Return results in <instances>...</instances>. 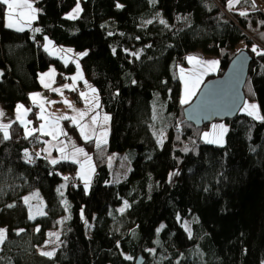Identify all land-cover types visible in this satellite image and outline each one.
Instances as JSON below:
<instances>
[{
    "label": "trees",
    "instance_id": "trees-1",
    "mask_svg": "<svg viewBox=\"0 0 264 264\" xmlns=\"http://www.w3.org/2000/svg\"><path fill=\"white\" fill-rule=\"evenodd\" d=\"M32 1L39 9L33 25L41 32L31 36L0 25V107L27 105V93L39 89L38 73L50 65L72 73V65L42 49L46 36L87 52L80 65L110 117L109 129L106 144L97 148L63 120L94 166L87 190L65 185L63 195L62 174L73 173L76 164L49 165L37 157L36 136L25 138L16 121L9 124L10 139L0 131V228L6 230L0 264H135L138 254L141 264H264V122L237 113L223 120L224 144H206L201 133L209 123L184 120L187 103L178 101L176 78L178 64L192 52L217 57L207 80L243 51L250 56L244 102H255L264 116V57L251 50H264V13L253 0H240L231 10L228 0H80L75 19L64 17L75 0ZM4 10L0 6V21ZM161 131L165 138L158 146ZM25 150L34 156L31 165ZM127 150L133 152L128 175L110 181L109 158ZM33 190L45 214L29 219L22 197ZM125 201L129 207L121 213L117 207ZM60 216L71 218L63 220L55 254L41 259L34 248Z\"/></svg>",
    "mask_w": 264,
    "mask_h": 264
},
{
    "label": "snow or ice",
    "instance_id": "snow-or-ice-1",
    "mask_svg": "<svg viewBox=\"0 0 264 264\" xmlns=\"http://www.w3.org/2000/svg\"><path fill=\"white\" fill-rule=\"evenodd\" d=\"M240 3V0H228V7L229 10L232 9V7L234 6V4ZM0 6H6L5 10H4V17L7 21L6 23V27L9 29H15L16 31H24L25 28H31V24L32 21H34L37 18V13L39 12L38 8H35L33 6V3L31 2V0H0ZM117 8H122L123 5L117 4L116 5ZM82 9L80 8V4H79V0H77L76 3V7L72 10V12L68 13L67 16L65 17L66 19H75L78 17L79 12ZM239 15L241 16H245L246 13L245 12H240ZM148 23H151V21H148ZM161 24H165L166 25V21H164L163 19L160 20ZM264 23V22H262ZM33 33H39L41 32L40 28H34L32 29ZM109 35H111V33H109ZM45 40V44H44V50L46 52L49 53V55H53L54 53H64L65 51L67 52H71V49H53L50 51V46L52 44V42L48 39V37H44ZM252 52H254L257 56H262L264 57V50H259L257 45H253L252 46ZM113 53L115 54V49H113ZM80 56H84L87 55V52L84 53H80ZM132 55L136 56L137 58H139V54L138 53H133ZM188 60L189 63H193L195 62V65L198 66V70L194 73L190 72L187 76L184 73V69H180V79L182 80L183 84H184V92L183 95L181 96L180 99V103L186 104L188 103L189 99L194 96L196 94V89L199 87V85L202 82V77L203 75H205L209 70H215V68L218 66V61L216 60H202L200 58L197 57H193V56H188L186 58ZM77 68L79 70V65H77ZM54 72L55 69H50L47 73H43L40 75V83L43 85V87L45 88H49L50 87V83L48 81H53V76H54ZM80 76L79 71L77 72V76L72 77V81L73 84H75V81L77 80V78ZM47 78V80L45 79ZM135 83V81L133 82ZM86 84V82H85ZM87 86V84H86ZM64 88H70L71 86L68 84H65L63 86ZM55 92H61L62 90L57 88V89H52ZM72 90H75L74 88ZM92 93H95L96 90L94 88L90 89ZM39 94H32L30 95V99L35 103L37 96ZM81 98L85 99V104L86 107L88 108V111L90 112H95V109L99 107V103H98V98L94 97V101L95 103H90L86 98H85V93L81 92L80 93ZM66 104H68L69 107H71V104L68 101H64ZM41 114L38 115V119L40 120H44L45 117L43 115L44 112V108L41 105ZM242 110L246 113V115L252 117L254 120H261L262 122H264V116L260 115V110L259 107L256 104H248V103H244ZM16 113H17V119L21 121V124H25L26 122L21 118L22 117V113L26 114L27 111H30V109H24L23 105L18 104L16 106L15 109ZM77 116H73V117H68V116H62L59 119H68L71 120L72 123L74 125H76L79 129H80V133L81 136L87 141L89 139H92L93 136L95 137V143H96V147L97 148H101V146L103 144H106V136H107V131L106 130H100L97 131L98 127L102 128V125L99 123L98 121V113L94 114L91 116V125L87 124V123H81V121L84 120V117L88 115V112L85 111H79L77 110ZM4 113L2 111H0V116H3ZM110 119L109 116L104 115L102 118L103 123H107V121ZM91 127L93 136H89L85 133V129ZM9 128L10 125L9 124H0V131L3 132V139L4 140H8L10 139V135H9ZM45 128L44 124L40 125L39 129H28L27 127H25V138H28L30 136L33 135V133L35 131H41L43 132ZM219 128L221 130V136L223 133L227 132V128H225L223 125H213V129H217ZM46 134H50L53 135V139L56 138V135L54 133H46ZM60 134L62 135H67V133H63L61 132ZM210 134L209 133H204V139L206 143H220L222 142V140H209L208 136ZM161 139L158 140V143H163V132L160 133ZM43 151L45 152H49V150L47 148L43 149ZM58 151H60L62 153L61 155V159L67 160L69 159V155H67L65 153V147H60L58 148ZM184 151H188L187 148L184 149ZM78 154H83L85 156V162L81 163V169L80 171L77 173V177L81 180L84 181L85 183V190H87L88 188V184L90 181V175H89V171L92 170L91 168V157H89L87 155V153H84V150L82 148H76L75 146H73V152L71 154V159L73 163H80V161L76 160L75 157ZM27 162H32V157L31 155L27 152V150H25L24 153ZM36 156H39L40 153H36ZM50 155V152H49ZM50 163H52L53 165L58 163V160L56 159H51ZM85 163L88 164V171L85 170ZM170 178L172 176L178 175V173H170ZM65 180H68V177H64ZM61 188L65 187V185H61ZM59 191V189H58ZM33 195H38V194H33ZM61 195H63V193L61 192ZM24 203L25 204H29V200L31 199V197H24ZM65 209H68V205L66 201H63ZM12 205H9V207H11ZM31 207V206H30ZM129 207L128 202L125 201L124 202V207L120 208L119 211L121 213L124 212L125 208ZM40 215H44L45 213L40 212ZM71 217H65L64 219H70ZM29 219H34V216L31 214V211L29 213ZM81 219H84V215H83V209L81 210ZM180 217L177 216V220L179 221ZM59 223V222H58ZM85 224L87 225V221L85 220ZM164 227V225H161L160 228H157L156 231L157 233L160 232V230ZM185 228L187 230V226L185 225ZM36 231L39 232L40 229L37 226ZM190 235V232H189ZM49 237H55V240L58 241L59 240V236L60 234L58 232H50L48 233ZM6 239V230L5 229H0V243H3L4 240ZM55 242V241H53ZM49 243V241H45V244ZM117 247H119V242H117ZM148 251H153L151 249H149ZM41 255L43 256H47L49 258H51L54 254H55V250L53 251H41L40 252ZM126 259L128 257H125Z\"/></svg>",
    "mask_w": 264,
    "mask_h": 264
},
{
    "label": "crops",
    "instance_id": "crops-1",
    "mask_svg": "<svg viewBox=\"0 0 264 264\" xmlns=\"http://www.w3.org/2000/svg\"><path fill=\"white\" fill-rule=\"evenodd\" d=\"M31 2L33 3V6L35 8H37V6L34 4V2L32 0H31ZM76 3H77V0H75V4L72 7V9H74L76 7ZM79 4H80V0H79ZM5 8H6V6H5ZM68 13H70V10L64 14V17H66ZM35 20L32 21L31 28H25V30H24V31H29L31 36L38 34V33H33V31H32V29L37 28L33 25ZM6 23H7V21L3 15V17L1 18V21H0V25L4 28H7L5 26ZM7 29H9V28H7ZM10 30L16 31L15 29H10ZM16 32H20V31H16ZM44 37L45 36H43L41 39L42 49H44V44L46 43L44 40ZM61 48L65 49V50L71 49L72 51L71 52L65 51L64 53H54L53 55H49L48 52H46L45 50L44 51L50 57L58 60L63 66L72 65V67H73L72 73L69 74V73H66L65 71H60L56 67H54L53 65H50L45 71L38 73L37 82H38L39 89L27 93V95H26L27 105H24L22 103H17L14 106V108L10 111H6L0 107V111H2L4 113L3 116H0V124H10V123L16 121L19 125H21L23 132H24V135H25V127H27L28 129L31 130V129H39L41 124L45 125L43 132L35 131L33 133L39 139V141H38L39 147L34 150V153L35 154L40 153V155L37 157L43 158L49 165H53L52 163H50L51 159H56V160H58V162H60V161L72 162L71 153H66L67 155H69V157H70L69 159H67V160L61 159L62 153L60 151H58V148L63 147L64 141L66 143L67 148L71 149L72 151H73V146H75L76 148H82L84 150V148L81 145H78L69 134H67V135L60 134L61 132L66 133V131L63 127V124H62L63 120H66V119H59V118L62 116H68V117L77 116V114H78L77 110L85 111V112H88V115L84 117V120L81 121V123H87V124L91 125V119H90L91 116L89 114L90 111H88V108L86 107V104H85V99L81 98L80 93L84 92L85 98L90 103H93V104L95 103L94 97L98 98L97 91L95 93L91 92L90 89H92L94 87L87 81V79L84 75V72L82 70V67L80 65V59L82 58V56H80L79 54L84 53L85 51H76L70 47L58 46V45H55L53 42L50 46V51L53 49H61ZM188 56L197 57V58H200L202 60H213L212 58H210L206 55L200 54L198 51L192 52V53L188 54L187 57ZM77 65H79V70L77 68ZM181 68L184 69V73L189 74L190 72H192V73L196 72L198 70V66L195 65V62L189 63L188 60L185 59V62L176 68V78L178 79L179 84H180L178 95L180 94V88H181V79H180V75H181L180 69ZM50 69H55L53 81H48L50 83V87L45 88L40 83V75L43 73H47ZM216 69H217V67L215 68V70H209L205 75H203L202 82L207 75L214 74ZM78 71L80 73V76L75 81V84H73V81L71 78L74 76H77ZM60 76L63 77V81H61V82L58 80V78ZM45 79L47 80V78H45ZM85 82H86L87 86H86ZM65 84H68L71 87L70 88H64L63 86ZM200 85H199V87H200ZM57 88L61 89L62 91L61 92H55L52 90V89H57ZM73 88L76 91L75 93H77V95H78L79 102H75L73 99V93H74V91L72 90ZM198 88L196 89V91L198 90ZM32 94H39L37 96L35 103L30 99V95H32ZM64 101H68L71 104V107H69L68 104H66ZM18 104L23 105L24 109H30V107H32V106L36 108L35 117L38 121L36 127L32 128V126H31L30 120H32L33 115L30 113V111H27L26 114L22 113L21 118L26 122L25 124H21V121L17 119V113H16L15 109H16V106ZM41 105L44 108V112H43V115L45 117L44 120L38 119V115L41 114V107H40ZM95 111H96L95 112L96 114L97 113L99 114L98 115V121L102 125V128L98 127L97 131L106 130L107 136H108L109 120L107 121V123H103V121H102L103 116L104 115L108 116V114L103 112L102 109H100L99 107L96 108ZM69 121H70V123H72L71 120H69ZM75 127L81 136L80 129L76 125H75ZM46 133H54L56 135V138L53 139V135L46 134ZM85 133L89 136H93L91 127L85 129ZM107 136H106V140H107ZM92 139L95 141L94 136ZM45 148H47L49 150L50 155H49V152L43 151V149H45ZM84 153H86L85 150H84ZM75 159L80 161V163H75L76 168H75L73 174L76 176V178L78 180L77 183L82 185V187L85 188L84 181L77 177V173L81 169V163L85 162V156L83 154H78L75 157ZM90 164H91V168H92V170L89 171L90 181H91V177H92L93 172H94V166H93L92 161H90ZM85 170L88 171V164L87 163H85ZM67 174L68 173H63L62 177L63 178L66 177ZM90 181H89V184H90ZM61 185H62V183L60 184V186ZM63 189H64V187L63 188L59 187V193L63 192ZM61 228H62V226H61ZM61 228H60L59 234L61 233ZM47 236H48V233L46 234V238L44 241H47ZM58 243H59V240H58L55 248L58 246ZM55 248H54V250H55Z\"/></svg>",
    "mask_w": 264,
    "mask_h": 264
},
{
    "label": "water",
    "instance_id": "water-1",
    "mask_svg": "<svg viewBox=\"0 0 264 264\" xmlns=\"http://www.w3.org/2000/svg\"><path fill=\"white\" fill-rule=\"evenodd\" d=\"M250 56L240 51L219 76L204 80L190 102L182 108L185 121L202 126L214 120L232 119L244 103L242 87ZM135 264H141L138 254Z\"/></svg>",
    "mask_w": 264,
    "mask_h": 264
},
{
    "label": "rangeland",
    "instance_id": "rangeland-1",
    "mask_svg": "<svg viewBox=\"0 0 264 264\" xmlns=\"http://www.w3.org/2000/svg\"><path fill=\"white\" fill-rule=\"evenodd\" d=\"M253 2L257 6V8L261 12L264 13V0H253ZM235 5L236 4H234L233 7H235ZM225 7H226V9H229V7H228V1L226 2ZM240 9H242V8H240ZM72 10L73 9L71 8L70 9V12H72ZM161 19H163V18L160 16V20ZM206 56L212 58L213 60L218 61L217 57H215L213 55H206ZM185 75L187 76L188 74L185 73ZM183 92H184V84H183V82L181 80L180 94L178 95V101L179 102H180L181 96L183 95ZM191 98L189 99V101L191 100ZM153 100L154 101H152V110H153L154 114L157 115L160 112V107L157 104V96L154 97ZM245 102L248 103V104H256L255 102H248V101H245ZM244 103H243V105H244ZM243 105L241 106V108H240V110H239L238 113L239 114H245L246 115V113L242 110ZM95 112H90L89 113L90 116L96 114ZM260 115H261V113H260ZM37 123H38V121H37ZM213 125H223L225 128H227V125H226V123L223 120H214V121H212V122L209 123L207 129H205L204 131H202V133H201V140L204 143H206L205 142V139H204V133H209L210 134L208 136V139L209 140H218L219 139V140H222V142H220V143H206V144L223 145L224 144L225 134L226 133H223L222 136H221V130L219 128H217V129L214 130L213 129ZM32 128H34V127H32ZM161 132H163L162 139L164 140V138H165V131H161ZM160 133L158 135V140L161 139ZM158 140H157V144H158V146H160L161 143H158ZM63 147H65V153H71L72 154L73 151L71 149L67 148L65 141H64ZM132 155H133V152L131 150H127V151H124L122 153L115 154V155H113V156H111L109 158L110 181H112V182L120 181V180L124 179L128 175V171L130 169V160H131ZM33 194H38V193H37L36 190H33L31 192L26 193L22 198H24V197H31V199L29 200V204H27L28 211H29V213L31 211V214L33 216L34 215L35 216H38V215H40L39 214L40 212H44L43 202H42V199L40 198L39 195H33ZM23 201H24V199H23ZM122 207H124V202H122V204L119 207H117V210L119 211V209L122 208ZM63 220H64V216H60L54 222V224L47 230V233H50V232H58L59 233L60 232V228H61L62 223H63ZM188 221H189V218L184 221V226L185 225L187 226V222ZM0 229H4V228L2 227ZM47 241H49V243L45 244V241H44L41 245L36 246L34 248L35 255L37 257L41 258V259H43V258L49 259V257L41 255L40 252L41 251H53L54 248H55V246H56V244H57V242H58V241L55 240V237H49V236H47ZM53 241H55V242H53Z\"/></svg>",
    "mask_w": 264,
    "mask_h": 264
},
{
    "label": "built area",
    "instance_id": "built-area-1",
    "mask_svg": "<svg viewBox=\"0 0 264 264\" xmlns=\"http://www.w3.org/2000/svg\"><path fill=\"white\" fill-rule=\"evenodd\" d=\"M58 2H60V1H63V0H57ZM178 65H180V63L178 64ZM58 80L61 82V81H63V77L62 76H60L59 78H58ZM74 91V93H73V99H74V101L75 102H79V98H78V95H77V93H75L76 91L75 90H73ZM30 113L33 115V118H32V120H30V123H31V126L32 127H35L36 125H37V119H36V117H35V114H36V108L35 107H30ZM36 140H37V144H36V146L33 148V150H35L36 148H38L39 147V139L36 137ZM23 157H24V159H25V161L27 162V160H26V157H25V155H23ZM32 157V162H27L28 164H33V161H34V156H31ZM67 177H68V180H63V182H64V185H66L67 187H70V186H73V185H75L76 183H77V178H76V176L73 174V173H68L67 174Z\"/></svg>",
    "mask_w": 264,
    "mask_h": 264
}]
</instances>
